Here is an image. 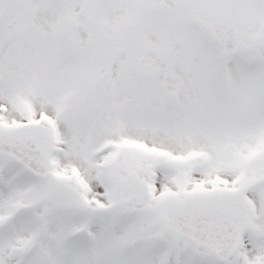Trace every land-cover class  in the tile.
Instances as JSON below:
<instances>
[{
    "label": "snow or ice",
    "instance_id": "1",
    "mask_svg": "<svg viewBox=\"0 0 264 264\" xmlns=\"http://www.w3.org/2000/svg\"><path fill=\"white\" fill-rule=\"evenodd\" d=\"M0 264H264V0H0Z\"/></svg>",
    "mask_w": 264,
    "mask_h": 264
}]
</instances>
